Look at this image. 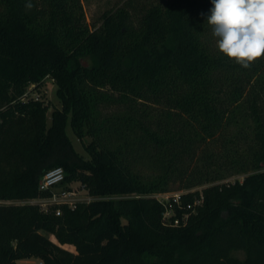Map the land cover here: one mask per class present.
I'll list each match as a JSON object with an SVG mask.
<instances>
[{"label":"trees","instance_id":"trees-1","mask_svg":"<svg viewBox=\"0 0 264 264\" xmlns=\"http://www.w3.org/2000/svg\"><path fill=\"white\" fill-rule=\"evenodd\" d=\"M211 7L123 0L96 25L82 0H0V200L19 201L0 202V264H264V59L221 54ZM45 79L61 102L49 124L26 95ZM56 166L94 198L59 215L23 203L49 196ZM224 168L242 178L214 182ZM176 184L207 185L181 195H202L185 221L172 202L174 225L153 195Z\"/></svg>","mask_w":264,"mask_h":264},{"label":"clouds","instance_id":"clouds-1","mask_svg":"<svg viewBox=\"0 0 264 264\" xmlns=\"http://www.w3.org/2000/svg\"><path fill=\"white\" fill-rule=\"evenodd\" d=\"M207 24L218 51L243 68L264 59V0H211ZM33 7L26 4L27 9Z\"/></svg>","mask_w":264,"mask_h":264},{"label":"rangeland","instance_id":"rangeland-1","mask_svg":"<svg viewBox=\"0 0 264 264\" xmlns=\"http://www.w3.org/2000/svg\"><path fill=\"white\" fill-rule=\"evenodd\" d=\"M122 2H123V0H82L87 22L89 24L98 25L100 23V17H101V14L103 11L113 9L114 7L120 5ZM55 90H56V84L51 79H45L42 84H40L36 88L34 87L32 90V95L34 97L40 98L42 100L43 104H47V106H48V109L46 112L47 124H49L51 121L50 115H51V111L53 110V108L61 106V102L57 98V96L55 94ZM66 132H67L68 136L71 138L76 150L79 153L83 154L85 157H87L88 155L84 149V144L87 143L90 138L85 137L83 140H79L71 131L69 124H67V126H66ZM225 169L226 168H224L220 172V176H222V178H220L219 180H216L214 182H220V181L221 182H223V181L233 182V180H235V179L240 180L242 178V174L241 173H235L234 169H232V168H228V170H225ZM206 185L204 184V185L194 186L191 189L200 190L203 187H205ZM173 189H174V191L177 190V184L173 186ZM63 193H65V195H62ZM53 194H56L57 197H61L59 199H62L63 202H65L64 204H66V201L67 202L68 201L69 202L83 201V200L87 201V200H91L92 198H94L90 194L89 190L87 189V187L83 183H81L78 180H75V181H71L70 183L61 182L58 185H56L54 187V189H52V191H50L49 196H47L43 200V201H46L45 203L48 202V204H42V202L34 201V199H38V197L33 198L32 201L24 200L22 202L23 203H25V202L37 203L45 211H50L53 209L54 212H56L57 209H60V212H62V209L60 208V206L63 205V202L57 201V202H54V204H53V200H51V201L48 200V199L53 197ZM0 202H2V203L3 202H6V203H8V202L15 203L16 202V203H18L19 201L0 200ZM53 206H56V207L53 208ZM64 247L70 249L71 251H74L73 246L64 245ZM230 255L232 257H235V258L242 260L245 258L246 252L244 249H233V250H231ZM20 262L29 263V264H36V263H38V259L31 257L28 259H23Z\"/></svg>","mask_w":264,"mask_h":264},{"label":"built area","instance_id":"built-area-1","mask_svg":"<svg viewBox=\"0 0 264 264\" xmlns=\"http://www.w3.org/2000/svg\"><path fill=\"white\" fill-rule=\"evenodd\" d=\"M33 87L30 86L29 89L31 90V88ZM27 96H33L32 92L26 93ZM34 97V96H33ZM38 98V97H35ZM25 99V97L22 98V100ZM64 178V170L62 167L60 166H56L53 167L49 170H47L41 177L39 183H38V188L41 191H52V189H54V187L56 185H58L59 183L62 182ZM189 191H194V189H189V190H176V191H168V192H159V193H155L153 196L162 203L163 207H164V211H163V219L166 223L168 224H174L177 225L179 223V218H174L173 220H171V217L175 215V211L173 209L172 206V202L175 203L179 208L181 207V195L184 193H187ZM62 195H65V193H63ZM44 198L46 197H42V198H38V199H34V201L37 202H42V204H48L45 203L46 201H43ZM61 197H57L56 194H53V197L48 199L49 201L53 200V204L54 202L57 201H61L63 202L62 199H59ZM33 200V199H32ZM30 200V201H32ZM202 201V195L200 194L198 197H194L192 201L187 202L186 204L182 205V209H184V212L182 213L181 216V220L185 221L189 214L193 211H195L196 206H198ZM76 201H72V202H67L66 204H68L69 207H73ZM65 202H63L64 204ZM60 209H57L55 214L59 215Z\"/></svg>","mask_w":264,"mask_h":264}]
</instances>
